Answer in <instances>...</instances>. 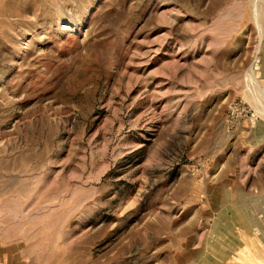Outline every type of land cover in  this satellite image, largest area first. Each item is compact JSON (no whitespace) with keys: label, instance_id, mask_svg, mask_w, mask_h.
Returning <instances> with one entry per match:
<instances>
[{"label":"rangeland","instance_id":"rangeland-1","mask_svg":"<svg viewBox=\"0 0 264 264\" xmlns=\"http://www.w3.org/2000/svg\"><path fill=\"white\" fill-rule=\"evenodd\" d=\"M0 264H264V0H0Z\"/></svg>","mask_w":264,"mask_h":264}]
</instances>
